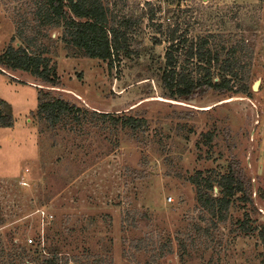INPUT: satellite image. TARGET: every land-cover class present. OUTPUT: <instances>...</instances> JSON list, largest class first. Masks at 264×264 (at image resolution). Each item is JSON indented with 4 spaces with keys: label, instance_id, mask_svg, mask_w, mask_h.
<instances>
[{
    "label": "rangeland",
    "instance_id": "rangeland-1",
    "mask_svg": "<svg viewBox=\"0 0 264 264\" xmlns=\"http://www.w3.org/2000/svg\"><path fill=\"white\" fill-rule=\"evenodd\" d=\"M38 1L0 0V51L13 35L18 44V24H35ZM103 1L137 16L149 2L163 28L213 32L223 52L244 38L249 95L163 96L158 72L168 43L146 16L133 29L130 54L112 69L65 44L61 27H47L39 43L59 85L20 69L0 72V97L14 119L0 126V264H39L54 244L69 264H264V0ZM36 85L88 113L49 127L36 113ZM92 110L137 112L147 127L134 135ZM231 154L251 180L253 202L234 197L222 222L200 206L191 177H218Z\"/></svg>",
    "mask_w": 264,
    "mask_h": 264
},
{
    "label": "trees",
    "instance_id": "trees-1",
    "mask_svg": "<svg viewBox=\"0 0 264 264\" xmlns=\"http://www.w3.org/2000/svg\"><path fill=\"white\" fill-rule=\"evenodd\" d=\"M171 1L176 3L180 0H169ZM147 4L143 13L137 16L133 13L119 15L103 0H39L33 11L36 22L28 28L33 32L28 33L24 24H18V44L14 43L13 35L11 41L0 51V72L20 69L51 86L59 85L60 79L55 65L44 54L48 46L39 43V36L50 35L47 27H61V40L65 44L81 49L85 56L106 61L112 69L120 56L130 54L133 29L146 16L148 22L159 34L164 35L168 43L164 51L163 65L158 72L163 96L188 101L209 90L249 95L248 86L244 83L248 73L241 74L240 71L242 58L252 56V51L246 48L247 42L244 38L223 52L226 47L224 40L217 39L215 33L191 35L188 32L189 27L179 31L178 23L172 22H167L163 28L161 22L154 21L157 8L149 5V2ZM154 39L155 42H160L156 35ZM242 51L246 53L243 54ZM11 77L18 80L13 75ZM37 87L36 113L42 123H47L49 127L66 121V118L81 122L89 111L85 106L54 95L51 89ZM90 112L99 113L101 119L119 124L134 135L147 127V118L137 112ZM13 123L12 106L0 97V126H12ZM205 135L208 140L211 138L210 132ZM191 180L195 183L196 199L200 206L210 218H216L217 221H226L229 205L234 197L253 202L251 180L235 154L228 157L226 171L218 177L195 175ZM214 182L219 188L217 195L213 193L216 186ZM240 225L244 228L245 220L240 221ZM197 227L203 229L202 226ZM60 255L59 245L54 244L47 247V253L42 254L39 264H69L68 257L63 258ZM99 262L96 260L95 264Z\"/></svg>",
    "mask_w": 264,
    "mask_h": 264
},
{
    "label": "water",
    "instance_id": "water-1",
    "mask_svg": "<svg viewBox=\"0 0 264 264\" xmlns=\"http://www.w3.org/2000/svg\"><path fill=\"white\" fill-rule=\"evenodd\" d=\"M258 82L259 80H256L253 84H252V89H257L258 87ZM214 189L216 190V186L214 187ZM217 191V190H216Z\"/></svg>",
    "mask_w": 264,
    "mask_h": 264
},
{
    "label": "built area",
    "instance_id": "built-area-1",
    "mask_svg": "<svg viewBox=\"0 0 264 264\" xmlns=\"http://www.w3.org/2000/svg\"><path fill=\"white\" fill-rule=\"evenodd\" d=\"M29 241L31 242L32 241V238H29Z\"/></svg>",
    "mask_w": 264,
    "mask_h": 264
}]
</instances>
